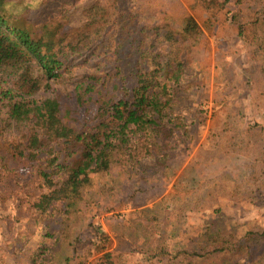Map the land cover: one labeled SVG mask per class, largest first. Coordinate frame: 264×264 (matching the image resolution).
<instances>
[{
    "label": "rangeland",
    "instance_id": "1",
    "mask_svg": "<svg viewBox=\"0 0 264 264\" xmlns=\"http://www.w3.org/2000/svg\"><path fill=\"white\" fill-rule=\"evenodd\" d=\"M127 2L6 0L5 17L23 23L39 37L73 34L91 21V15L96 16V6L104 9L105 21H98V16L89 29L105 24L106 30L92 37L95 43L90 49L63 57L57 79L48 78L36 61L0 65V92L12 89L14 101L55 98L69 124L98 127L107 118L100 110L103 104L129 94L136 84L138 55L129 53L132 39L116 34L126 22L116 13L128 8ZM179 2L199 22L209 46L199 40L197 55L187 54L184 75L168 80L171 102L157 118L163 127H150L148 135L133 137L136 165L108 175L109 187L116 191L102 198L101 207L108 206L109 211L98 215L88 236L92 242L82 243L74 264H105L104 253L98 251L104 246L116 264H264V34L256 24L259 14L263 17L264 0H244L232 7L236 20L227 21L217 35L200 18L209 8L206 3ZM133 23L138 29L142 21L135 17ZM179 49L183 50L180 43L173 46L174 52ZM157 50L163 55L172 48L164 45ZM28 75L39 86L30 94L21 90ZM83 81L97 87L81 97L77 86ZM23 130V126H9L0 139L13 142ZM4 154L0 264H33L34 260L43 264L33 252L36 230L56 233L61 219L58 214L50 219L41 216L34 207L47 192L36 169ZM98 228L109 235V241H98ZM25 230L26 242H19L16 236ZM46 242L53 246L54 239ZM23 244L26 251L10 250ZM46 255L45 264H56L49 263V252Z\"/></svg>",
    "mask_w": 264,
    "mask_h": 264
},
{
    "label": "trees",
    "instance_id": "2",
    "mask_svg": "<svg viewBox=\"0 0 264 264\" xmlns=\"http://www.w3.org/2000/svg\"><path fill=\"white\" fill-rule=\"evenodd\" d=\"M199 2L209 6L204 7L200 18L204 17L209 32L217 35L227 21L236 20V15H231V8L243 4L244 0H221L220 4L217 0ZM127 5V9H120L116 13L126 20L122 27L117 28L116 34L122 32L121 35L125 34L128 40L132 39L129 53L138 55L134 72L136 84L129 94L103 104L100 110L107 118L98 127L83 129L69 124L67 114L63 115L61 104L55 98L42 101L21 98L14 101L16 93L12 89H2L0 92V136L9 126L24 128L21 136L13 142L0 139V163L6 158L5 152L36 169L41 187L46 188L47 192L39 196L34 207L41 216L49 218L58 214L61 219L62 227L56 233L39 231V228L36 230L38 243L33 252L43 264L45 260L42 258L47 256V252L51 254L49 263L74 264L81 246L87 244L86 241L92 242L88 236L96 225L98 215L109 211L108 206L101 207L102 198L116 191L109 187L112 184L107 179L108 175L118 169H132L136 165V145L130 143L133 137L139 133L148 135L150 127H163L157 118H162L163 110L171 102L168 80H178L184 75L187 54L197 55L199 40L209 46L199 22L179 0H128ZM5 6L6 0H0V65L36 61L50 79L61 76L63 57L90 49L95 43L92 37L106 30L105 24L94 30L89 29L98 16H101L98 21H105L101 15L104 9L96 6L93 7L95 12L99 10L96 16L91 15V21L73 31V34L65 32L59 39L53 38L52 33L39 37L23 23L10 22L4 15ZM135 17L142 21L138 29L134 28ZM256 24L263 27L264 34V9L263 17L259 14ZM178 43L183 50L174 52L173 46ZM119 45L123 48L126 46L120 41ZM164 45H169L172 50L164 52L163 56L160 50L157 52V47ZM77 87L82 89L80 96H85L95 90L97 84L83 81ZM38 88V81L28 75L21 90L30 94ZM4 108H7L5 113ZM169 135L170 132L166 137L169 138ZM56 204L62 206L58 208ZM75 218L77 223L74 222ZM26 233L20 232L16 236L19 242L24 239L23 235H29ZM96 236L99 242L110 240L102 228L97 229ZM52 239L53 246H47L46 241ZM25 247L24 244L12 245L10 250L12 253L22 252L26 251ZM106 249L105 246L98 248L104 253L103 262L116 264L112 253ZM33 264L40 263L34 260Z\"/></svg>",
    "mask_w": 264,
    "mask_h": 264
}]
</instances>
